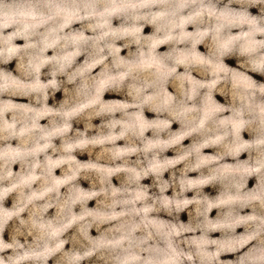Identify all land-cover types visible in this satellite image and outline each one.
<instances>
[{
	"label": "clouds",
	"instance_id": "obj_1",
	"mask_svg": "<svg viewBox=\"0 0 264 264\" xmlns=\"http://www.w3.org/2000/svg\"><path fill=\"white\" fill-rule=\"evenodd\" d=\"M257 6L0 0V65L16 61L0 67V264H264V83L249 74L264 76Z\"/></svg>",
	"mask_w": 264,
	"mask_h": 264
},
{
	"label": "rangeland",
	"instance_id": "obj_2",
	"mask_svg": "<svg viewBox=\"0 0 264 264\" xmlns=\"http://www.w3.org/2000/svg\"><path fill=\"white\" fill-rule=\"evenodd\" d=\"M224 3H227V0H224ZM233 7L239 8V5H233ZM260 7H264V6L253 7V8H250L249 11L253 15H260L261 14L260 11H259ZM118 23H119V21H114V24H118ZM73 27H79V25H74ZM189 30H192V29L190 28ZM144 31H145V34H151L152 28L150 26H147ZM234 31H236V30H234ZM22 43H23V41H17V44H22ZM166 50H167V46H162L161 49H160V51H166ZM199 50L202 51V52H205V53L207 51V49L203 45L199 46ZM126 52H127V50H124V51H122L121 54L122 55H125ZM49 55H51V52L49 53ZM83 59H84L83 56L80 57L79 60H78V62H82ZM225 62L229 66H231V67H238L237 60L234 57H232V58H226ZM15 63H16V61H12V62H10L9 65H6V66L0 65V67H5L8 70H13L14 71V69H15ZM45 71H47V69H45ZM96 71H99V69H97ZM181 71H182V69H181ZM14 74H16V73L14 72ZM249 74L252 75L253 78L256 79L258 82L264 83V76H261L260 74H257V73H249ZM169 90L172 91L171 88ZM62 98H63L62 92H58L56 94V96H55L54 99L50 98L49 104L52 105L54 102L55 103H58ZM123 98H124L123 95H117L115 93H106L105 94V99L106 100L107 99H123ZM13 99L16 100L17 102H25V103L28 102V100L26 98H13ZM217 99L220 100L221 102H223V99L221 97L217 96ZM145 115H146L147 118H150V119L155 117V114L154 113H150V112H147V111L145 112ZM42 123H46V121H42ZM93 123L94 124H99L100 123V120L99 119L94 120ZM172 127H173V130H176V129H178L179 125L178 124H173ZM74 128H80L81 130H83V124L82 123L77 124L76 122H74ZM148 135H151V133H148ZM245 138L248 139V138H250V136L247 133H245ZM190 142H191L190 140H185L184 141L185 146H187ZM15 143L16 142L13 141V144L14 145H15ZM57 143H59V141H57ZM118 143L122 145L123 144V141L118 142ZM213 152H214V149H206L205 150V153L206 154H212ZM76 155H77L78 159H80L81 161H87L89 159V157H88V155L86 153L83 154V155L80 154V153H77ZM166 155L171 158L172 156L175 155V153L170 150V151H168L166 153ZM246 158H247V154L246 153L245 154H242L241 159H246ZM93 159H94V156H93ZM228 162H232V161L229 160ZM178 167H181V166H178ZM18 168H19L18 165L14 166V170H18ZM56 174L57 175L60 174L59 170H57V173ZM189 175L191 177H195L198 174L197 173H190ZM167 178H169V173H165V179H167ZM113 182L115 184H117V185L119 183V181L116 178H113ZM80 183H81V186L82 187H85V188H88L89 187V184H88L87 181L81 180ZM142 183H144V184H151V178L144 180ZM255 183H256L255 177L251 178L249 180L248 187L249 188H252L255 185ZM204 191H205L206 194H208L210 196H215V195L218 194L219 186L218 185L215 186V187L209 186V187H206L204 189ZM168 194L171 195V190H169ZM187 195L189 196V198H191V196L193 195V193H188ZM11 204H12V198L10 197L6 201V206L10 207ZM94 205H95V201H90L89 202V207H94ZM250 211H251L250 209H246V210H244V213L246 214V213H248ZM53 212H54V210H50L49 215H52ZM216 214H217V210L214 209L212 211V213L210 214V216L212 218H215ZM180 219H181L182 222H187V220H188L187 211L180 214ZM243 231H244L243 228L237 229V233L238 234L239 233H242ZM70 234L71 233H69V235ZM97 234L98 233L95 231V229H93L92 230V235L95 236ZM220 235H221L220 233H212L211 234L212 238H219ZM5 238L6 239H9L10 238L9 237V234H8V231H6V233H5ZM68 247H70V245H67L66 246V249ZM246 250L247 249H244V251H246ZM236 255H239V253H237V254H229L227 256L222 257V259H234ZM49 264H54V261H49ZM84 264H93V261H86V262H84Z\"/></svg>",
	"mask_w": 264,
	"mask_h": 264
}]
</instances>
